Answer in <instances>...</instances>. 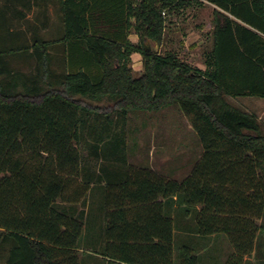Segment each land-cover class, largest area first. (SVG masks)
I'll return each instance as SVG.
<instances>
[{
  "label": "trees",
  "instance_id": "trees-1",
  "mask_svg": "<svg viewBox=\"0 0 264 264\" xmlns=\"http://www.w3.org/2000/svg\"><path fill=\"white\" fill-rule=\"evenodd\" d=\"M39 1L0 0V264H85V235L103 264H199L186 243L221 234L234 249L227 264H264L262 125L226 99H264V0H41L56 22L37 25L28 14ZM206 4L205 69L146 48ZM16 60H34L33 71ZM174 105L203 148L181 182L126 155L129 116ZM89 197L93 211H77Z\"/></svg>",
  "mask_w": 264,
  "mask_h": 264
},
{
  "label": "rangeland",
  "instance_id": "rangeland-1",
  "mask_svg": "<svg viewBox=\"0 0 264 264\" xmlns=\"http://www.w3.org/2000/svg\"><path fill=\"white\" fill-rule=\"evenodd\" d=\"M213 9L214 7L209 4L202 7H187L173 17L175 27L168 30V36L178 46L180 55L186 58L190 64L201 69H205L203 57L201 59L199 57L197 62L194 60L196 52H192V50H195L199 42H203L204 49L211 48ZM49 12L55 14L53 7H50ZM33 18H35L34 14H31L30 19L33 20ZM176 37L178 40H176ZM185 44H189L190 51L185 50L183 47ZM149 45L152 48L155 46L154 43ZM33 63L34 60L22 62L16 60L14 66L29 73L33 71ZM134 63L138 67L134 68ZM132 68L137 76L141 74L143 72V57L138 61L132 60ZM226 99L232 105L256 114L259 117L264 134V99L255 97H227ZM96 105L91 103L93 107ZM104 106L105 112L114 109L113 105L108 106L109 108L107 104ZM116 117L117 115L113 114L115 120ZM126 134V155L130 166L137 169L149 168L159 175L179 182L190 175L193 167L203 154L201 140L193 128L191 117L185 114L178 105L171 106L163 111L133 112L126 123ZM79 147L85 158H88V146L82 145ZM92 164L93 168L97 166L94 161ZM93 199L95 198L89 197L86 204L76 205L77 211L82 209L88 212L93 211V208L96 207L93 205ZM203 241L201 239L199 244L196 241L191 242L192 244L186 243L195 252L197 251L200 258L199 264H227L234 254V249L226 235L221 234L219 237L204 238ZM81 247L83 249L81 256L85 260V264H103L92 239L90 240L85 235ZM200 249H202V252H199ZM244 264L263 263L252 255L245 259Z\"/></svg>",
  "mask_w": 264,
  "mask_h": 264
},
{
  "label": "crops",
  "instance_id": "crops-1",
  "mask_svg": "<svg viewBox=\"0 0 264 264\" xmlns=\"http://www.w3.org/2000/svg\"><path fill=\"white\" fill-rule=\"evenodd\" d=\"M99 1H101V0H99ZM39 3H42V7L41 8L34 7L33 11L28 14V19L30 21H34L37 25H40V23L44 21L45 17L48 18V20L50 21V24L56 22V14L53 15V13H50L49 12L50 7H53V5L48 4V3H45V2H41V0L39 1ZM53 9H54V7H53ZM31 14H34V17H35V18H33V20L30 19ZM171 19H172V25H170V27L171 28H174L175 27V24H174L175 21H174L173 17ZM43 32H45V30ZM175 35H178V34H175ZM175 35H174V37H175ZM132 37H135V39H132ZM165 38H166V40L164 41V43L161 46H158L157 44H155L154 48H156L158 52H165L167 50L169 51V50H173V49L174 50H176V49L178 50V46L176 45V43H173V40H171L169 38L168 31L166 33V37ZM129 40L131 42H133V43H138L139 42V37L136 34L131 33L129 35ZM176 40H178L177 37H176ZM202 41H204V40H202ZM183 47L185 48L186 51H190L191 50L189 44H185V46H183ZM159 49H160V51H159ZM203 51H204L203 42H199L198 43V46L195 47V50H192V52H196L195 58L193 56L194 60H196L198 62L199 57H200V59L203 57ZM136 57H138V59H134ZM140 58L142 59V55L139 54V53H134L132 55V60L133 61H138ZM203 66H204V63H203ZM176 234H177L178 237L181 236V237L188 238L190 236V237H192L194 239H198V237L196 235H194V234H188L186 231H181V230H177L176 229Z\"/></svg>",
  "mask_w": 264,
  "mask_h": 264
},
{
  "label": "water",
  "instance_id": "water-1",
  "mask_svg": "<svg viewBox=\"0 0 264 264\" xmlns=\"http://www.w3.org/2000/svg\"><path fill=\"white\" fill-rule=\"evenodd\" d=\"M146 48H147L148 50H153L154 52H157V49H156V48H152L149 44L146 45Z\"/></svg>",
  "mask_w": 264,
  "mask_h": 264
},
{
  "label": "clouds",
  "instance_id": "clouds-1",
  "mask_svg": "<svg viewBox=\"0 0 264 264\" xmlns=\"http://www.w3.org/2000/svg\"><path fill=\"white\" fill-rule=\"evenodd\" d=\"M132 39H135V37H132ZM134 59H138V57H136V58H134ZM133 67L135 68V67H138V65L137 64H133Z\"/></svg>",
  "mask_w": 264,
  "mask_h": 264
}]
</instances>
